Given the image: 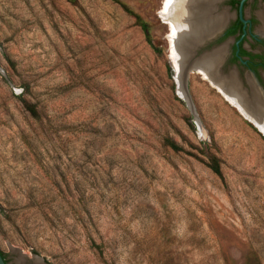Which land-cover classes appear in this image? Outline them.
Wrapping results in <instances>:
<instances>
[{"label":"rangeland","instance_id":"1","mask_svg":"<svg viewBox=\"0 0 264 264\" xmlns=\"http://www.w3.org/2000/svg\"><path fill=\"white\" fill-rule=\"evenodd\" d=\"M163 2L0 0L9 264H264V135L197 72L182 96Z\"/></svg>","mask_w":264,"mask_h":264},{"label":"bare ground","instance_id":"2","mask_svg":"<svg viewBox=\"0 0 264 264\" xmlns=\"http://www.w3.org/2000/svg\"><path fill=\"white\" fill-rule=\"evenodd\" d=\"M220 0H164L161 15L169 26L170 58L173 65L181 68V63L186 62L188 54L196 48L207 35L220 29L228 20V13L220 11ZM263 21L264 32V7L259 12ZM225 49H217L206 54L198 60L197 73L208 81L238 112L248 121L264 131V104L258 95L253 92L245 98L240 90V84L235 75H223L219 70ZM179 88L185 97L183 82Z\"/></svg>","mask_w":264,"mask_h":264},{"label":"flooded vegetation","instance_id":"3","mask_svg":"<svg viewBox=\"0 0 264 264\" xmlns=\"http://www.w3.org/2000/svg\"><path fill=\"white\" fill-rule=\"evenodd\" d=\"M260 1L264 3V0L245 1L243 6L244 18L249 20L246 26L239 16L241 0H227L218 5L219 10L222 12L226 11L229 17L228 20L220 26V28L225 26L222 33L213 42H210L205 49H212L214 46H216V48L221 47L225 42L231 40L227 49L224 48L225 57L222 67H236L239 71L238 74H241L243 70L247 71L249 75L254 74L264 89V38L258 36L254 29L257 17L247 13L248 5H254L256 2ZM233 11H236V14H230V12ZM234 14L235 16H233ZM243 62H246V64ZM238 68H240V70ZM3 256L8 263L6 256Z\"/></svg>","mask_w":264,"mask_h":264},{"label":"water","instance_id":"4","mask_svg":"<svg viewBox=\"0 0 264 264\" xmlns=\"http://www.w3.org/2000/svg\"><path fill=\"white\" fill-rule=\"evenodd\" d=\"M225 1H227V0H220L219 3H218V5L222 4ZM245 1L246 0H241V2H240L239 16H240L241 21L246 26V24L249 22V20L244 18V9H243V6H244ZM233 16H235V14ZM259 19L261 20V22H263L260 17H259ZM224 27L225 26H223L220 29L215 30L213 33L207 35L206 39H204L203 41H201V43H199L198 45H196L197 47L194 48V49H192L190 51V53L188 54L187 61L181 63V66H180L181 68H177L176 66H173V70L175 72V78H176V80L177 79L182 80V82H183V89L185 91V97H186L185 99L191 105V107H192V102H191L190 97L188 95V78H189V75L191 74V72H193V71L196 72L197 71L196 65L198 64V60L201 57H203L206 54L212 53L213 51H215V50H217L219 48H221V49L226 48L227 49V46H228V44L230 43L231 40H228L227 42H225V44L222 45L221 47L213 48L212 50H209V51L207 49H205L210 42H213L222 33ZM257 35L260 36V37H262V38H264V32L263 31H260L259 30L257 32ZM205 50H207V51H205ZM200 51H202V52L200 53ZM224 57H225V55L223 56L222 61H221L220 66H219V70L220 71H221L222 65L224 64ZM243 63L246 64V62H243ZM232 74L235 75L238 78V72H236V70L233 71V72H231V75ZM250 76L252 78L251 77H248V80H247V81H249L250 86H251L250 93H248L247 90H244V88L242 86H240V90H241L243 96L245 98H248L249 95H251L253 92H255L258 95V98H259L260 102H262L264 104V89L260 85V83L258 82V79L255 77L254 74H251ZM177 84H178V88H179V85H180L179 80H177ZM179 90H180V93H181L182 91H181L180 88H179ZM252 124L257 128V126L254 123H252ZM258 130L260 132H262L263 135H264V131H262L261 129H258ZM0 264H8L6 262L4 256H3V253H2V250L1 249H0Z\"/></svg>","mask_w":264,"mask_h":264},{"label":"trees","instance_id":"5","mask_svg":"<svg viewBox=\"0 0 264 264\" xmlns=\"http://www.w3.org/2000/svg\"><path fill=\"white\" fill-rule=\"evenodd\" d=\"M75 1V0H73ZM124 8L127 12H129L130 14H134L132 10H130L128 7H126L124 5ZM136 17V20L138 22V24L141 26L142 30L144 31L145 35H146V38H147V41L153 46L152 44V40L150 38V33H149V25L147 22H145L139 15H135ZM155 48V47H154ZM155 50H157L155 48ZM28 109L33 113V114H36V109L34 106L32 105H28ZM166 144L169 145L173 150L175 151H181L182 148L176 144L173 140H170V139H167L166 140ZM210 167L213 169V171L215 173H217L218 175H221V170H220V167H219V164H218V161L216 159H213L210 163ZM4 255V254H3Z\"/></svg>","mask_w":264,"mask_h":264}]
</instances>
